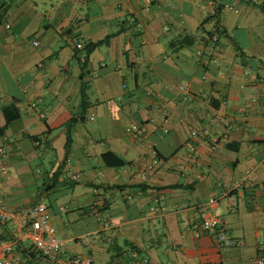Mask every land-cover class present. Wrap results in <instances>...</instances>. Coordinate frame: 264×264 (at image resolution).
I'll return each instance as SVG.
<instances>
[{
  "label": "crops",
  "instance_id": "1",
  "mask_svg": "<svg viewBox=\"0 0 264 264\" xmlns=\"http://www.w3.org/2000/svg\"><path fill=\"white\" fill-rule=\"evenodd\" d=\"M2 11L0 260L264 264V0H0ZM105 39L82 70L74 42ZM108 152L125 164L106 166ZM35 205L56 259L33 248ZM205 207L237 245L217 248Z\"/></svg>",
  "mask_w": 264,
  "mask_h": 264
},
{
  "label": "built area",
  "instance_id": "2",
  "mask_svg": "<svg viewBox=\"0 0 264 264\" xmlns=\"http://www.w3.org/2000/svg\"><path fill=\"white\" fill-rule=\"evenodd\" d=\"M212 41H216V37H213ZM73 45L75 48H81L84 43L81 41H75ZM179 89L183 91L184 87L180 86ZM128 131L137 134L138 128L136 126H132ZM205 134H207L205 131L192 133L194 136H204ZM154 164H156V162H154ZM213 203L214 200L210 199L209 205ZM89 213L100 220L99 213L97 211L91 210ZM24 216L29 222L28 234L32 240L34 250L44 258L56 259L59 255L57 247L59 246L60 241L55 237V229L49 222V215L47 214L45 207L41 205H35L25 211ZM5 219L6 215L0 213V220L4 221ZM102 225L107 227L106 223H102ZM200 227L204 232L212 236L217 248L221 250L232 248L238 244L236 240L227 234L224 228L223 220L219 216L213 214L209 207H205L202 211ZM10 263L18 264L19 258L14 257ZM258 263L262 264V260H260ZM0 264H7V262L1 259ZM67 264H92V260L89 258L73 256L68 259Z\"/></svg>",
  "mask_w": 264,
  "mask_h": 264
},
{
  "label": "trees",
  "instance_id": "3",
  "mask_svg": "<svg viewBox=\"0 0 264 264\" xmlns=\"http://www.w3.org/2000/svg\"><path fill=\"white\" fill-rule=\"evenodd\" d=\"M4 12L2 11L0 13V18H2ZM215 18V16L213 17H210V18H207L205 20L208 21L209 19H213ZM218 31V26H217V29ZM215 37V36H209V38L212 40V38ZM108 39V38H107ZM103 40V41H98V42H95V43H87V44H84L81 48H75V52L77 53H80V54H83V61L81 63V69L84 70V67L88 61V57L90 56V54L96 49L98 48L99 46L103 45L104 43H106V40ZM188 39V38H187ZM192 44V41H185L180 47L183 48V47H187V46H190ZM80 95H81V108L83 109L82 111L85 110L86 108V99H87V95H86V92H85V85H82L81 86V89H80ZM102 161L103 163L106 165V166H109V167H114V168H117V167H122L125 163L122 159H120L118 156H116L115 154L113 153H105L102 155ZM29 258H33L32 255H30Z\"/></svg>",
  "mask_w": 264,
  "mask_h": 264
}]
</instances>
